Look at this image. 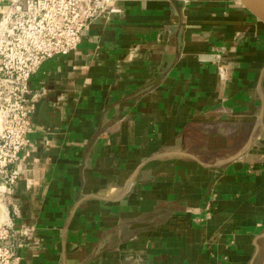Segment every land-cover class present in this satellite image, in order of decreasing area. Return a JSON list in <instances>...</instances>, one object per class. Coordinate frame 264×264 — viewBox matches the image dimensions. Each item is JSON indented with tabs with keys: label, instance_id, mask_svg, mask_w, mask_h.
Here are the masks:
<instances>
[{
	"label": "crops",
	"instance_id": "obj_1",
	"mask_svg": "<svg viewBox=\"0 0 264 264\" xmlns=\"http://www.w3.org/2000/svg\"><path fill=\"white\" fill-rule=\"evenodd\" d=\"M31 87L22 264H263L264 22L238 0H116Z\"/></svg>",
	"mask_w": 264,
	"mask_h": 264
},
{
	"label": "built area",
	"instance_id": "obj_2",
	"mask_svg": "<svg viewBox=\"0 0 264 264\" xmlns=\"http://www.w3.org/2000/svg\"><path fill=\"white\" fill-rule=\"evenodd\" d=\"M7 1L5 5L3 3ZM116 0H0V203L7 204L34 151L31 135L36 103L43 92L31 87L41 66L75 52L88 26L109 14ZM23 234L0 223V264H22Z\"/></svg>",
	"mask_w": 264,
	"mask_h": 264
},
{
	"label": "water",
	"instance_id": "obj_3",
	"mask_svg": "<svg viewBox=\"0 0 264 264\" xmlns=\"http://www.w3.org/2000/svg\"><path fill=\"white\" fill-rule=\"evenodd\" d=\"M255 18L264 22V0H238ZM264 264V262H263Z\"/></svg>",
	"mask_w": 264,
	"mask_h": 264
},
{
	"label": "bare ground",
	"instance_id": "obj_4",
	"mask_svg": "<svg viewBox=\"0 0 264 264\" xmlns=\"http://www.w3.org/2000/svg\"><path fill=\"white\" fill-rule=\"evenodd\" d=\"M6 3L7 1H5L3 5H5ZM9 221H10V214H9L7 204L0 203V223L2 222L6 223Z\"/></svg>",
	"mask_w": 264,
	"mask_h": 264
}]
</instances>
